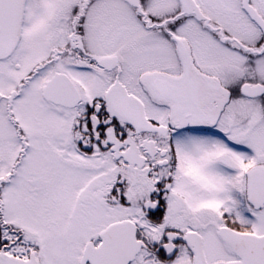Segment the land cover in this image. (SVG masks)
Returning a JSON list of instances; mask_svg holds the SVG:
<instances>
[{"label":"snow or ice","instance_id":"obj_1","mask_svg":"<svg viewBox=\"0 0 264 264\" xmlns=\"http://www.w3.org/2000/svg\"><path fill=\"white\" fill-rule=\"evenodd\" d=\"M0 264H264V0H0Z\"/></svg>","mask_w":264,"mask_h":264}]
</instances>
